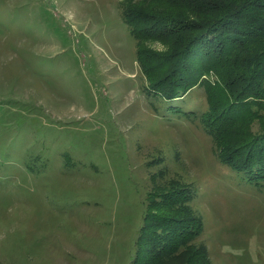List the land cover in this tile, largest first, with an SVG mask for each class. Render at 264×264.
<instances>
[{
  "label": "rangeland",
  "instance_id": "374dc122",
  "mask_svg": "<svg viewBox=\"0 0 264 264\" xmlns=\"http://www.w3.org/2000/svg\"><path fill=\"white\" fill-rule=\"evenodd\" d=\"M126 1L0 0V264H131L171 187L209 264H264V187L223 158L203 84L179 115L151 90Z\"/></svg>",
  "mask_w": 264,
  "mask_h": 264
},
{
  "label": "trees",
  "instance_id": "16d2710c",
  "mask_svg": "<svg viewBox=\"0 0 264 264\" xmlns=\"http://www.w3.org/2000/svg\"><path fill=\"white\" fill-rule=\"evenodd\" d=\"M122 18L151 90L177 113L176 100L203 84L201 117L223 158L264 187V0H127ZM154 41L164 52L146 45ZM190 194H154L131 264H209L205 247L194 245L202 223L186 206Z\"/></svg>",
  "mask_w": 264,
  "mask_h": 264
}]
</instances>
